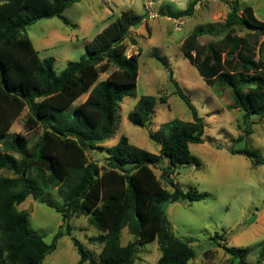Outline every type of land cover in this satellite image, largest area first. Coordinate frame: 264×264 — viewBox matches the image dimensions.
Here are the masks:
<instances>
[{
    "label": "trees",
    "instance_id": "obj_1",
    "mask_svg": "<svg viewBox=\"0 0 264 264\" xmlns=\"http://www.w3.org/2000/svg\"><path fill=\"white\" fill-rule=\"evenodd\" d=\"M80 1L0 0V170L13 174L0 177V264H43L56 251L65 233L60 230L52 243H46L31 229L29 214L18 209L29 197L38 199L55 189L63 200V206L55 209L65 222L83 215L100 232L93 238L102 246L97 262L74 240L78 264H135L139 250L154 241L161 251L157 264H189L196 257L195 250L173 234L163 205L199 202L207 196L195 189L184 192L171 178L178 167H201L190 146L204 143V119L166 59L157 57L168 71L175 93L190 109L192 121L175 119L149 134L160 145L159 154L139 149L122 136L114 147L104 150V165L90 161L87 151H96L116 133L123 100L136 97L140 55L128 56L125 42L131 29L143 24L144 16L122 13L85 45V57L69 62L58 74L54 60L40 58L26 31L44 19L59 18L68 25L63 14ZM203 1L208 0H191L187 9L169 17L193 16ZM227 4L229 13L220 28L216 32L197 28L184 40L182 52L208 87L231 91V108L239 109L246 120L263 117L264 22L257 19L252 7L242 8L238 1ZM207 34L223 37L203 44L200 38ZM131 42L138 44L135 38ZM85 95L87 99L73 108ZM155 106L154 96L141 97L129 113L130 123L148 127ZM26 109V130H42L31 149L24 135L10 136ZM231 154L264 166V157L256 150L232 149ZM166 162L162 177L173 191L162 185L153 170ZM125 229L135 240L122 245ZM213 239L218 243L222 237ZM223 250L233 257L232 262L239 258L238 264H250L248 249L223 246ZM263 262L264 249L254 264Z\"/></svg>",
    "mask_w": 264,
    "mask_h": 264
},
{
    "label": "rangeland",
    "instance_id": "obj_2",
    "mask_svg": "<svg viewBox=\"0 0 264 264\" xmlns=\"http://www.w3.org/2000/svg\"><path fill=\"white\" fill-rule=\"evenodd\" d=\"M232 1H238L242 8L252 7L257 19L264 22V0L203 1L196 6L193 16L178 20L170 18L169 14L187 9L191 0H82L64 12L68 25L59 18L44 19L26 31L40 58L53 59L54 69L60 74L69 62L85 57V43L122 13L130 11L144 16L143 24L131 29L125 42L128 56L140 55L136 97H126L121 103L113 138L96 151L88 150L87 156L90 161L104 165L107 155L104 150L114 147L122 136L139 149L159 154L160 145L149 134H155L164 124L175 119L192 121L190 109L175 93L168 71L157 59L165 58L175 79L205 122L204 143L190 146L201 167H178L171 178L184 192L195 189L207 194L206 198L199 202L163 205L173 234L195 250L196 257L189 264L231 263L233 257L225 253L223 246L248 249L247 262L254 264L264 249V166H254L244 155L231 154L232 149L247 148L264 157V116H252L246 120L239 109L231 108V91L208 87L182 52L184 40L197 28L202 27L206 32H216L220 28L229 13L227 3ZM222 37L207 34L200 41L208 44ZM131 38H135L138 44L134 46ZM109 73L102 74L100 81ZM143 96L156 98L153 119L145 128L134 126L128 118ZM87 97L79 98L73 108ZM27 116L26 109L13 124L10 136L24 135L31 149L40 139L42 130L28 132L25 127ZM166 166L167 162L153 170L162 185L173 191L162 177ZM0 177H13V174L0 170ZM62 206L63 200L55 189L38 199L29 197L18 207L29 214L31 229L42 235L46 243H52L60 230L65 233L59 239L56 251L48 255L43 264H78L80 255L74 246L75 239L97 262L102 246L93 238L100 232L90 226L88 218L83 215L65 222L55 209ZM69 227L70 235L67 234ZM216 235L222 237L221 241L217 239L218 243L213 239ZM134 240L127 229L123 230L122 245ZM160 257L158 242L154 241L139 250L135 264H157ZM239 260L237 258L232 263L238 264Z\"/></svg>",
    "mask_w": 264,
    "mask_h": 264
},
{
    "label": "crops",
    "instance_id": "obj_3",
    "mask_svg": "<svg viewBox=\"0 0 264 264\" xmlns=\"http://www.w3.org/2000/svg\"><path fill=\"white\" fill-rule=\"evenodd\" d=\"M110 24H111V23H110ZM108 25H109V24H108ZM108 25H107V26H108ZM107 26H106V27H107ZM106 27H104L103 29H105ZM103 29H102V30H103ZM102 30H101V31H102ZM101 31H99V33H100ZM99 33H98V34H99ZM98 34H97V35H98ZM97 35H96V36H97ZM93 39H94V38H93ZM93 39H91L90 41L86 42L85 45H86L87 43L91 42Z\"/></svg>",
    "mask_w": 264,
    "mask_h": 264
}]
</instances>
